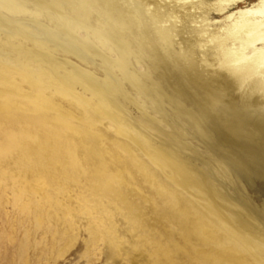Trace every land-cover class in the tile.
<instances>
[{
	"label": "rangeland",
	"instance_id": "rangeland-1",
	"mask_svg": "<svg viewBox=\"0 0 264 264\" xmlns=\"http://www.w3.org/2000/svg\"><path fill=\"white\" fill-rule=\"evenodd\" d=\"M85 1L104 9L112 31L82 16L84 0H0V264H264L263 211L252 229L261 242L252 249L227 224L237 209L227 196L233 176L204 133L210 128L222 150L254 172L246 191L263 209L264 124L222 67L217 45L237 33L230 25L258 0L222 3L225 12L221 0ZM53 3L73 6L77 16L53 13ZM128 41L134 52L107 43ZM261 45L231 38L224 49L245 47L252 56ZM195 77L215 83L209 99L198 94ZM118 84L125 91L115 99L117 118L84 105ZM92 86L100 96L86 92ZM184 98L190 111L178 101ZM118 120L176 170L192 166L221 212L210 214L200 194L188 198L194 220L208 224L211 250L171 207L184 194L175 171L122 138L137 152L130 153ZM249 219L237 217L238 225Z\"/></svg>",
	"mask_w": 264,
	"mask_h": 264
},
{
	"label": "bare ground",
	"instance_id": "bare-ground-1",
	"mask_svg": "<svg viewBox=\"0 0 264 264\" xmlns=\"http://www.w3.org/2000/svg\"><path fill=\"white\" fill-rule=\"evenodd\" d=\"M74 1V0H73ZM79 1V0H77ZM235 3L238 2H245V0H221V10L226 9V6L222 3ZM48 3V2H44ZM11 3L7 2L3 5L9 6ZM83 5V6H82ZM233 5V6H234ZM248 5V4H247ZM81 6L83 7L84 11L82 15L85 19L89 21V23L96 28L97 30L103 31V30H111V24L107 20V15L104 13V9L99 7L92 8L93 6L88 7L86 1L82 2ZM3 7V6H2ZM229 7V6H228ZM6 11L8 7H4ZM3 8V9H4ZM53 13L60 14L62 17L67 18L69 12L73 15L77 16V13L73 9V6L69 7V5L65 4H55L53 3V6L50 7ZM230 8V7H229ZM245 8V7H244ZM88 9V10H87ZM81 10V7H80ZM227 11V10H226ZM241 12V11H240ZM240 17H238L236 22H233L234 24L230 27L235 31L234 29H237V33L234 34L230 33L227 34V37L223 41H219L217 44L218 47H220V50L223 54V60H222V67L227 70V72L230 74L229 77L233 79L235 85L242 91V94L244 95V98L246 99L247 107L251 109L250 114L258 117V119L261 120V123L264 124V0H258L256 3L253 4L251 8L248 10L243 11L242 13H239ZM234 16V15H233ZM229 17V16H228ZM231 17V16H230ZM234 20V19H233ZM86 26L82 25V28H85ZM218 31V30H217ZM212 36V35H211ZM221 38V37H220ZM241 39L245 42L247 46H253L257 42H261L262 45L259 48H253V55L248 56L246 52V48L242 47L240 51H226L225 48V42L229 39ZM111 45V48L114 50H117L120 54L124 52V50L127 48L129 50H133V52L136 50L134 44L131 42H126L124 47L119 48L115 43H109ZM212 44V43H211ZM114 45V46H113ZM215 49V48H214ZM218 50V49H216ZM24 54H28L26 51H24ZM146 54V53H145ZM141 56L144 55L140 54ZM222 57V56H221ZM124 57L122 56L121 59ZM221 60V59H220ZM120 65L123 60H119ZM182 66V65H181ZM130 67V66H129ZM184 77V76H183ZM192 77V76H191ZM190 79L192 80V78ZM196 82L198 83V88L200 89V92L198 93L201 97L209 99L211 95L215 91V83L212 82H204L200 80L198 77H195ZM65 81V80H64ZM69 81V82H68ZM161 85H163V81L160 82ZM67 87H71L70 80L68 79ZM166 85V83H165ZM94 89L92 90L90 87L85 88L86 92L94 95H99L96 93L95 86H92ZM121 86L118 84V87L113 88H103V92L100 94L102 96L101 101H89L84 102V105L90 109V111L94 112L97 116L103 117V118H117L112 113V110L115 106V101L121 95H124V89L120 88ZM163 87V94L166 96V98L172 97L167 93L164 86ZM0 95L5 96V92L0 89ZM257 96L258 99L254 100V97ZM116 99V100H115ZM178 100L181 102L182 105L185 106L189 110V108L192 106L191 100ZM94 100V99H93ZM190 111V110H189ZM119 121V128L117 130L118 136L120 137V140L122 141V138L130 140V142L133 143V145H138L141 147L142 151L145 152V154L149 157L155 160L157 167L162 168L163 170H169V171H175L174 174L176 177L174 178V183L176 188H180L184 190V194L173 196V198L170 200V204L172 209H174L181 221H188L193 224V233L196 241L211 250L212 243L210 241L211 238H209V232L207 229V222H201L198 223L194 220V208L191 205V202L188 198L191 196H197L200 194L202 196V199L204 201V204L210 214L221 213L219 205L213 199V197L207 196V188L202 184V181L199 182L198 178L193 176L191 172L194 170L192 169V166L188 163H185L186 166L183 167L181 170H176L173 163H171V160L168 159L166 155H161L158 151L149 149V146L147 144H142L141 141L132 134L130 130L129 124L124 122L123 120ZM203 123H206V119H202ZM203 131V130H202ZM205 131V132H204ZM203 132L205 133V137L210 138L211 142L209 145L212 148H217L218 150H210L212 153L217 155L219 158L223 157L224 167L226 170L231 172L233 176V182L231 185V188L229 190L228 199L230 200L231 206H234L237 209H234L232 212L233 219H227V224L229 225V228L232 230V235L238 239H240L244 245H248L252 249L257 248L255 247V243L261 242L259 239H256L255 233L256 231L252 230L254 228H257L260 226L257 221V217L261 211H263L264 215V208L262 209V206L258 203H256L247 193V187L249 184H252L253 182L256 183V175L253 171L250 170V168L246 165H244L243 161L236 156L233 153H228L226 150H222L221 146L217 144L216 138L214 137L212 131L210 128H205ZM140 141V142H139ZM125 143L131 150L130 153L133 155L137 154V152H134L133 148L130 147L129 144ZM131 144V143H130ZM170 147L168 142H164L163 148ZM167 151L170 155V149ZM136 151V150H135ZM217 168V167H216ZM213 170V169H212ZM258 182V181H257ZM213 190L218 192L220 191V183L214 181ZM241 184V187H244L245 193H241L239 190V185ZM160 189L165 192L164 187H161ZM246 215L250 219L248 221V225L243 227L239 226L237 222V217L241 215ZM198 223V224H197ZM201 224V225H200ZM196 225V226H195ZM253 233V234H252ZM255 234V235H254ZM264 241V240H263ZM263 243V242H262ZM221 245V246H220ZM220 247H223L224 245L220 244ZM228 252V251H227ZM229 253V252H228ZM228 256V255H227ZM228 258H230L228 256ZM232 258V257H231Z\"/></svg>",
	"mask_w": 264,
	"mask_h": 264
}]
</instances>
